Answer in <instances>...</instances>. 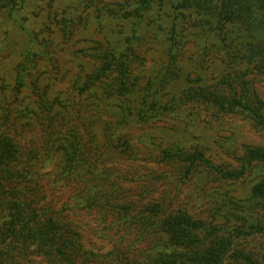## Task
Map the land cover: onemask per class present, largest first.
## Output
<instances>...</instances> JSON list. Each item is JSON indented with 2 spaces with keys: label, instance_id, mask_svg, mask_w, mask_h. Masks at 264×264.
<instances>
[{
  "label": "trees",
  "instance_id": "obj_1",
  "mask_svg": "<svg viewBox=\"0 0 264 264\" xmlns=\"http://www.w3.org/2000/svg\"><path fill=\"white\" fill-rule=\"evenodd\" d=\"M134 2L121 15L128 22L124 42L92 53L62 90L67 94L52 101L45 91L40 92L45 87L39 84L38 63L54 67L57 50L18 23L25 40L14 65L12 88L14 94L25 89L32 93L29 104L35 105V117L47 125L39 144L28 146L19 141L13 127L0 124V244L11 260L34 244L48 264H264V175L243 200L226 194L213 197L210 217L200 218L179 206L175 198L150 191L133 194L137 201L121 197V186L137 181L139 175L135 168L130 171L131 165L118 167L120 160L112 159L122 151L126 155L128 135L120 124L131 125L138 117L147 122L155 110H171L173 104L203 105L211 116L238 114L264 133V98L255 86L264 87V0ZM155 2L167 6L171 33L162 50L159 87L180 76L177 62L186 12L199 40L194 63L201 65L210 56L211 61H219L223 72L215 82L181 86L170 98L159 93L144 103L140 99L139 104L132 97L134 44ZM0 4L15 20L14 13L25 1L0 0ZM71 34V28L63 30L65 38ZM88 94L92 101H79ZM98 126L99 147L107 154L110 151L109 159L97 152ZM158 152L155 161L171 164L178 178L204 175L231 183L264 166V145L244 146L234 165L214 162L196 146ZM53 190H68L59 207L46 195ZM76 209L92 212L93 233L106 241L107 249L94 252L85 246L80 226L68 215ZM255 239H262L257 250L251 244ZM126 248H136L135 259L128 261Z\"/></svg>",
  "mask_w": 264,
  "mask_h": 264
},
{
  "label": "rangeland",
  "instance_id": "obj_2",
  "mask_svg": "<svg viewBox=\"0 0 264 264\" xmlns=\"http://www.w3.org/2000/svg\"><path fill=\"white\" fill-rule=\"evenodd\" d=\"M24 1L23 8L14 13L15 20L9 18L7 7L0 4V124L3 126V123H7L13 127L19 141L29 146L39 144L46 131L44 126L47 122L41 123L36 119L33 111L35 105L29 104L33 99L29 90L14 94L12 88L14 65L21 57L25 40L18 23L21 21L23 25L34 30L38 38L49 41L52 48L57 50L54 52V55H57L55 65L52 64L54 67L47 66L45 61L38 63L39 71L42 72L39 84L41 88L45 87L40 92L45 91L47 98L52 101L56 96L60 99L67 94L62 90L75 73L84 67V62L91 58L92 53L124 42L122 38L126 37L128 22L123 20L121 15L134 5L135 0ZM166 9V5L159 6L155 2L136 34L132 64L135 78L132 97L134 96L139 104L140 99L144 103V100L156 99L159 93L162 98H170L176 95L181 86L215 82L223 72L219 61H211L210 56H205L201 65L194 63V46L199 40L195 36V28L190 23L191 14L186 12L182 16L187 19V26L182 30V45L177 62L180 76L164 88L159 87L157 79L164 64L162 50L169 44L168 38L171 34ZM66 28H71L72 34L69 38L63 35ZM255 86L264 98V87L259 84ZM92 99V95L88 94L79 101L89 103ZM54 104L58 109L57 103ZM158 109L151 113L147 122H142V118L138 117L131 125H119L121 131H126L128 135L126 155L122 151L112 159L120 160L118 167L123 164L131 165L130 171L135 168L139 175L137 181L124 183L119 195L136 200L133 194L143 195L145 191H150L166 198H175L179 206L189 209L194 217L200 218L210 217L215 196L221 198L226 194L237 200L245 199L251 185L264 175V166L252 168L238 182L223 183L204 175L178 178L177 169L171 164H158L155 156L163 148L189 149L196 146L212 161L234 165L244 146L264 145V133L256 131L248 119L238 114L211 116L203 105L186 104L176 107L173 104L171 110ZM163 112L165 116L161 114ZM35 121H38V125ZM144 131L146 133H142ZM95 132L98 134L97 152L103 153L104 157L109 159L110 151L107 154L101 151V146L99 147L102 137L100 126ZM67 194L68 190L61 193L53 190L46 195L52 197L55 207H59ZM68 215L80 226L78 229L86 247H91L94 252L108 248L106 241L93 233L92 212L76 209ZM2 219L0 217V223ZM109 219L110 217L107 221ZM261 241L262 239L252 241L254 250L259 248ZM135 250L126 248L128 261L136 258ZM10 261L12 264H48L34 244L26 247L24 255H14L12 260L6 248L0 244V264H9Z\"/></svg>",
  "mask_w": 264,
  "mask_h": 264
}]
</instances>
